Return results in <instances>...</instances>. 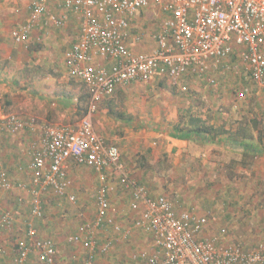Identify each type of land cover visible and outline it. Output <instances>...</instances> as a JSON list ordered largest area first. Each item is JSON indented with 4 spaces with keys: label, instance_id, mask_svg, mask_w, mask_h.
Returning a JSON list of instances; mask_svg holds the SVG:
<instances>
[{
    "label": "crops",
    "instance_id": "crops-1",
    "mask_svg": "<svg viewBox=\"0 0 264 264\" xmlns=\"http://www.w3.org/2000/svg\"><path fill=\"white\" fill-rule=\"evenodd\" d=\"M48 6L51 11H62L55 0H51ZM62 14L64 23L60 27L48 19H40L37 25L40 28L32 29L26 46H17L12 32L26 24L29 11L24 9L21 0H0V80L22 69H34L38 73L34 78L30 75L29 84L36 91H30L29 97L35 102L30 115L39 121L32 132L0 133V174L4 173L11 185L6 189L0 182V217L8 213L11 219L10 225L0 230V264H14L17 249L27 241L30 227L36 230L38 238L54 243L56 264H80L89 254L93 255L92 264H127L130 255L131 263L128 264H146L139 253L151 252L153 244L149 236L137 229L131 228L130 235L127 240H121L122 243H118V233L109 230L103 235L101 231H96L97 247L106 238L112 240V248L106 254H101L96 248L92 252L83 246L86 232L79 235L78 244L67 243L70 235L78 234L86 222L93 220L97 209V189L102 184L108 185V216L115 223L129 227L139 216V212L131 211L129 192L119 185L112 170L103 171L104 180L101 181L94 170L68 161L66 172L71 186L66 196L59 198L51 189L46 190L39 196L44 216L37 218L32 215L33 184L32 173L27 168L30 161L26 155L28 149L39 144L44 125L69 124L76 127L79 120L86 116L89 104L87 87L82 81L68 76L64 60L65 51L77 39L79 17L66 11H62ZM163 19L164 15L154 5L143 9L130 30L127 40L130 52L139 54L134 48L146 40L156 47L153 35ZM135 36L139 37L138 42L133 41ZM52 53L59 56V61H49ZM37 56L45 58L44 61L37 60ZM235 62L239 68L237 73L226 79L217 75V83L231 80L235 86L244 83L254 87L243 65L237 60L233 64ZM118 64L113 58H101L95 54L91 59V65L102 66L108 72ZM11 84L17 82L12 81ZM135 84L139 85L131 82L118 86L111 96L101 99L95 113L90 116L96 134L106 145L119 149L129 178L147 187L150 195L169 196L180 208L207 217L206 235L217 234L224 243L242 240L230 231L233 226L223 223L228 220L235 219L236 227H247L250 223L256 225V231L260 230L264 226V221L259 217L260 207H264V143L254 139L241 140L238 129L243 118L240 116L247 117L248 113H239L240 116L232 118L230 110L216 112L212 113L213 120H207L203 113L197 115L196 110L195 115L190 103L196 98L191 93L196 90L197 80L191 76H183L177 85L172 86L167 77L158 75L146 83L149 88L145 86L143 89H173L182 96L189 90V95L184 96V102L181 101L177 107L181 108L179 112L178 109L165 111L164 106L153 101L149 93H129L131 85ZM48 86L54 92L37 91ZM84 93L87 94L86 113L81 117L77 113V106ZM36 106L44 112H40ZM164 117L167 120L171 118L168 125ZM75 119L77 122L71 123ZM190 119H199L203 124L217 128V134L214 133L213 138L214 131L209 134L197 133L194 125L190 126L191 130L185 129L184 124L191 122ZM141 163L147 167H140ZM152 166L169 167L172 176L168 177L171 179L166 176L167 179L162 181L157 176L155 181H151L148 175ZM91 194L94 196L92 203ZM70 195L75 197L74 202L68 200ZM255 243L258 242H248L249 245ZM123 245L128 247L124 251V258L121 257ZM133 252L136 254L132 255ZM28 262L40 264L34 252L29 253Z\"/></svg>",
    "mask_w": 264,
    "mask_h": 264
},
{
    "label": "built area",
    "instance_id": "built-area-1",
    "mask_svg": "<svg viewBox=\"0 0 264 264\" xmlns=\"http://www.w3.org/2000/svg\"><path fill=\"white\" fill-rule=\"evenodd\" d=\"M51 0H29L26 24L12 32L18 45L26 46L29 34L40 19L50 20L56 27L64 23L62 11L79 17L76 41L65 51L67 74L83 82L89 91L87 114L76 127L71 125L42 126L38 145L28 149V170L32 173V215L43 216L40 194L51 189L63 198L69 190L66 172L68 161L94 170L100 180L103 171L112 170L119 185L129 192L130 209L139 212L129 227H122L108 216V185L97 189L96 214L67 243L80 242L86 232L84 247L106 254L112 240L106 238L98 247L95 232L109 230L130 235L131 228L150 237L151 252L139 253L146 264H264V241L247 244L243 240L224 243L217 234L206 235L208 219L180 208L165 195L152 196L147 189L129 178L119 149L106 145L94 131L90 116L101 99L111 96L120 85L131 82L148 83L158 75L165 76L172 86L183 76H191L209 85H216L217 75L228 77L237 73L234 60L243 65L250 82L264 93V0H55L62 11H51ZM151 5L164 15L153 35L156 48L149 54L130 52L127 40L137 16ZM134 42L139 41L135 36ZM93 54L113 58L118 65L108 72L91 65ZM233 60V61H232ZM247 88L235 93L236 100L247 95ZM35 117H22L0 111V133L17 134L36 129ZM0 182L6 189L10 183L4 173ZM75 201L73 195L68 196ZM10 216L0 217V230L10 225ZM34 252L40 264H56V247L49 239L38 238L30 227L27 241L17 249L14 264H29ZM89 254L80 264H92Z\"/></svg>",
    "mask_w": 264,
    "mask_h": 264
},
{
    "label": "rangeland",
    "instance_id": "rangeland-1",
    "mask_svg": "<svg viewBox=\"0 0 264 264\" xmlns=\"http://www.w3.org/2000/svg\"><path fill=\"white\" fill-rule=\"evenodd\" d=\"M12 1V0H9ZM22 3L24 4V9L27 10V0H21ZM58 12V11H57ZM15 18V17H14ZM13 18V19H14ZM37 27V26H36ZM38 29L40 27H37ZM8 31V30H7ZM9 32V31H8ZM10 34V32H9ZM16 45L18 46V44L16 43ZM46 49L48 48L45 45ZM155 44L152 43L149 40L143 41L142 43L139 44V46L135 47L134 50L137 53H150L152 50H154ZM28 48H26L25 50H27ZM40 56H37L36 59L39 61H44L43 58H39ZM20 58V57H19ZM50 60L52 63H54L55 61H59V56L57 54H50ZM58 59V60H57ZM29 74V75H28ZM38 74L36 71H34V69L31 70H24L22 69L21 71H17L16 73L10 75V77L5 76L4 79L0 80V109L2 113H6V112H10V113H14L16 115H20L22 117H34L33 115H30L32 113L33 108L35 107L34 104L35 102H33V98H30L29 93L30 91H36L33 86H31L29 84L30 81V75L33 76V78L35 77V75ZM14 75H16L14 77ZM218 77V76H217ZM217 77H216V85H209L207 83H205L204 81H199L197 80V87L196 90L193 91L191 94L194 95L196 98L195 100H193L190 103L191 106V111L196 115L195 111L196 110L198 112L197 115H202V113L206 116V119H212V113H216V112H222V111H228L230 110L232 118H236L237 115H239V113H243L246 112L248 113L249 117H253V115L250 113L249 109V99L254 98L255 101H257V105L256 107L252 108V112H256L259 115L264 114V93L262 91H256L252 92L253 88L250 84H243L240 86H235L233 84H231L233 81L229 80H225V82L223 83H217ZM220 77V76H219ZM223 78H229L228 77H223ZM16 81L17 84H11V82ZM139 83V85H131V88L129 90V93H149L150 96L152 97L151 99L153 101L158 102L159 106H164L165 111H167L168 109L175 111V109H178L177 111L179 112V109L181 110V108H177L179 104H181V101L184 102V96H188L189 95V90L187 93H185V95L182 96L181 93L176 92L175 90L171 89H167L165 91L160 89V91H158L157 88H153V90H143L144 88H149L148 85H146V83H141V82H137ZM231 84L232 86L227 88L228 84ZM146 86V87H145ZM142 89V90H139ZM247 88L249 90V93L247 95H244L242 100H236L235 98V93L241 91L242 89ZM52 88H50V86L48 87H44L41 88L40 90L37 91H41L43 93L46 92H54V90H51ZM46 91V92H44ZM156 92V93H155ZM182 99V100H181ZM37 109H39L40 112H44V110L42 111V108H39V106H36ZM248 110V111H247ZM242 115V114H241ZM242 117L244 120L245 116H240ZM185 120H187L186 117H184ZM36 121H37V125L38 124V120L35 117ZM171 120L164 117V121H166V124L168 125V122ZM76 119L74 120V122L71 123H76ZM18 137V136H17ZM38 142V140H37ZM34 142V143H37ZM27 157H29L28 155V151L26 153ZM147 167V166H146ZM144 167V168H146ZM150 174L148 175L149 179L151 181H155L158 178H160L162 181L166 180L167 177L169 175H171L172 173L169 172V167H164V166H152L150 167ZM143 170V169H141ZM168 170V171H167ZM167 176V177H166ZM172 176V175H171ZM168 179H171L168 177ZM183 180V179H182ZM156 183H153V185H155ZM70 183H69V189H70ZM73 187V184H72ZM147 189V187H146ZM148 193L149 190L147 189ZM150 194V193H149ZM92 197L90 198L91 203L94 201V196L93 194H91ZM153 196V195H152ZM157 196V195H156ZM166 196V195H165ZM169 197V196H168ZM264 213V207H260V212H259V217H261V220L264 221V216H262V214ZM44 214V213H43ZM44 216V215H43ZM54 216V215H53ZM237 220H239V218H237ZM235 219H231L228 220L227 222H223V223H227L229 226H233V229H228L230 230L235 236L240 237L245 243L248 244V242L250 243V241L253 242H259V241H264V226L256 231L257 228H255L256 225H252L250 223L247 224V227H244L242 225H238L236 227V224L234 223ZM249 226V227H248ZM254 228V229H253ZM227 229V228H225ZM255 230V231H254ZM103 234V233H102ZM104 235V234H103ZM118 243H122L123 241L121 240H127V238H122L121 234ZM122 247V256L121 257H125V253L124 251L128 250V247H126L125 245L121 246ZM136 250H138L139 248H135ZM136 254L135 252L132 253V255ZM131 256V255H130ZM129 256V257H130ZM129 257L127 258V264L131 263Z\"/></svg>",
    "mask_w": 264,
    "mask_h": 264
},
{
    "label": "trees",
    "instance_id": "trees-1",
    "mask_svg": "<svg viewBox=\"0 0 264 264\" xmlns=\"http://www.w3.org/2000/svg\"><path fill=\"white\" fill-rule=\"evenodd\" d=\"M244 84V83H243ZM257 87L254 85V88L252 90V92H256ZM87 94H83L82 97L79 98V105L77 106V113L82 117L83 114L86 113V104H87ZM250 102V106L249 109L250 113L253 115V117H249V115L247 117H245L244 120L241 121V126L238 129V134L241 138V140L243 141H252L253 139L256 142H259L261 144L264 143V114L259 115L256 112H252V108L258 106L257 105V101H255L254 98L249 99ZM83 103H85V106L83 107ZM247 110V111H248ZM191 122H188L186 124H184V128L187 130H191L189 129L191 125L195 126V131L197 133H212L210 131H214L212 133V137H215V134H217L218 131H216L217 128H213L211 125H205L202 122H200L199 119H190ZM190 124V125H188ZM179 128V125H178ZM181 130V129H180ZM255 138H254V136ZM140 167H144V164H139ZM138 185H142L140 183L137 182Z\"/></svg>",
    "mask_w": 264,
    "mask_h": 264
},
{
    "label": "clouds",
    "instance_id": "clouds-1",
    "mask_svg": "<svg viewBox=\"0 0 264 264\" xmlns=\"http://www.w3.org/2000/svg\"><path fill=\"white\" fill-rule=\"evenodd\" d=\"M28 4V3H27ZM1 111V110H0ZM6 113H9V112H6Z\"/></svg>",
    "mask_w": 264,
    "mask_h": 264
}]
</instances>
